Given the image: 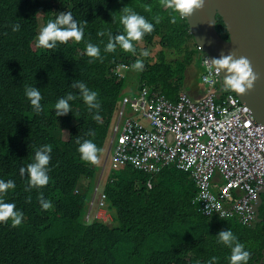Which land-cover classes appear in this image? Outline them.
Here are the masks:
<instances>
[{
    "label": "trees",
    "instance_id": "trees-1",
    "mask_svg": "<svg viewBox=\"0 0 264 264\" xmlns=\"http://www.w3.org/2000/svg\"><path fill=\"white\" fill-rule=\"evenodd\" d=\"M124 7L152 22L153 31L133 41L135 54L119 46L104 52L108 33L123 30L119 16ZM61 11H70L83 24L81 41L58 42L52 49L38 46L39 28ZM17 23L20 28L13 31ZM218 28L228 40L222 19ZM87 42L100 46L99 57L86 55ZM199 47L187 18L177 16L172 22L162 0H0V179L15 183L2 199L22 213L19 224L13 225L11 218L0 222V264H206L213 256L214 264H228L230 250L215 238L226 228L250 252L247 264H264V224L250 228L224 222L215 211L207 215L204 201L194 202L199 190L190 174L176 167L162 166L152 174L123 167L107 189L114 223L83 221L94 165L110 139V119L122 89L131 83V75L118 78L112 68L117 61L132 65L143 59L144 68L132 81L136 88L148 87L177 101ZM156 49L160 52L154 56ZM143 50L147 57L140 55ZM170 53L183 57L170 60ZM76 81L97 92L98 109H86L79 89L72 87ZM25 85L39 88L40 113L25 97ZM69 92L76 96L69 102L71 112L56 117V100ZM77 138L96 143L100 151L95 162L80 158ZM41 145L52 149L49 181L30 188L21 168L33 161ZM39 193L51 207L42 208Z\"/></svg>",
    "mask_w": 264,
    "mask_h": 264
},
{
    "label": "built area",
    "instance_id": "built-area-1",
    "mask_svg": "<svg viewBox=\"0 0 264 264\" xmlns=\"http://www.w3.org/2000/svg\"><path fill=\"white\" fill-rule=\"evenodd\" d=\"M202 64L206 91L199 98L183 95L172 102L147 92L124 98L133 113L125 107L118 113L116 156L147 172L176 165L191 174L200 190L194 201L208 202L207 215H235L251 224L264 190V126L247 103L225 89L212 60L205 56Z\"/></svg>",
    "mask_w": 264,
    "mask_h": 264
},
{
    "label": "clouds",
    "instance_id": "clouds-1",
    "mask_svg": "<svg viewBox=\"0 0 264 264\" xmlns=\"http://www.w3.org/2000/svg\"><path fill=\"white\" fill-rule=\"evenodd\" d=\"M205 0H162V4L164 7L170 9V16L171 21L175 22L177 16L180 19H184L192 14L194 9H198L203 7ZM119 24L122 25V31L119 34L113 36L111 33H108V41L104 45V52H113L117 46L121 49L132 52L135 54L136 49L133 45L134 40L141 39L146 33H150L153 31L154 25L148 19H146L143 15L137 13L133 9L129 7H124L121 9V15L119 16ZM20 25L13 24L12 30L18 31ZM98 35H104V31L98 32ZM84 36V27L82 23H79L76 19L73 18V15L70 11H61L57 14L54 19H49L47 23L43 24L37 33V45L43 47L45 49H52L56 47L57 43H65L67 41L74 40L75 42H80L82 37ZM197 42V41H196ZM203 49L199 47V54L197 55L196 59H199L202 64L203 57L209 55L202 51ZM100 46L98 44H94L92 42H87L85 45V53L89 57H99L100 56ZM140 55L142 57H147L149 52L147 50H143ZM210 58V57H209ZM211 59V58H210ZM212 63L216 67L217 71H224V75L222 78L223 85L226 90L229 91H236L238 93H243L246 90V87L250 88L252 82L255 80V73L252 70L249 60L244 57H233V55L229 52L227 54H221L217 58L211 59ZM192 66V65H191ZM203 66V73H202V82H203V75L205 73V66ZM132 68L134 70H132ZM144 68V60L143 59H136L132 65H127L122 61H117L114 68H112L111 72L118 78H127L132 75L135 71H142ZM190 68V67H189ZM189 70V69H188ZM188 72V71H187ZM142 85V84H141ZM199 85V84H198ZM72 87L79 89V94L83 99V102L86 106V109L91 112L93 109H98L100 107L97 101V92L94 90L89 89L84 82L76 81ZM186 91L185 88L183 91L180 92L179 98L183 95H189L193 99L199 98L204 95L206 91V86L203 83V90L204 93L202 95H198L195 93H191ZM126 92L123 93L121 98L120 105L117 106L115 109L114 115L117 116L119 111L125 107V110L129 114L133 113L131 105H126L124 102V98L126 96L133 99L134 97H139L144 92H147L151 95L156 94L162 97H165L168 101V97L166 95L160 94L157 91L149 89L148 87H143V89H135V94L130 95L128 90L125 89ZM234 93V92H233ZM24 95L28 99L30 105L32 106V110L35 113H40L42 111L41 99L42 95L39 88L32 86V85H25L24 87ZM76 96L69 92L65 96L58 98L54 105V115L59 117L61 115L67 114L71 112V105L70 101H73ZM251 108V107H250ZM252 110V109H251ZM115 125V124H114ZM114 129V126H113ZM112 129V133H110V139L106 146H104L103 153L99 156L97 160V153L100 149L97 147L96 143L91 139H80L77 138V151L80 153V158L84 161L88 162H95L97 163L101 161V159L109 153V156L105 158V165L102 171H96L94 175V181L90 189H93V195L90 200L87 201L85 207V213L83 221L85 224L92 223L95 220L103 221L107 224H113L115 220V211L112 209L110 202V197L108 194V186L111 183L110 181L116 180V172L122 169L125 166L132 165L135 169L137 168L131 162L121 163L120 159L116 156V150L118 138L114 136V130ZM52 149L48 145H41L36 148L33 161L29 163L26 167L21 168V173H27L28 177V185L30 188H40L46 185L49 181V168L48 164L51 159L50 153ZM102 162V161H101ZM100 162V163H101ZM109 164H111V172L107 174ZM168 167H176V165L168 166ZM164 167V168H168ZM163 168V169H164ZM178 169V168H177ZM141 170V168L139 169ZM146 173L152 174L155 172H147L145 170H141ZM190 174V173H189ZM191 177V174H190ZM192 179V177H191ZM193 180V179H192ZM194 181V180H193ZM195 183V181H194ZM196 184V183H195ZM197 186V185H196ZM15 187V183L13 180H4L0 179V222L7 221L11 218V222L13 225L19 224L21 220L22 213L19 209L16 208L15 204L12 202H6L2 199L3 195L7 192L8 189H12ZM198 188V187H197ZM199 190V188H198ZM88 190H85L87 192ZM200 191V190H199ZM264 190H261L257 196V201L254 205V212L256 214V219L251 224H246L240 220V218L236 217L235 215H228L229 218L220 219L224 222H237L243 226L254 228L256 227L257 223L264 224L263 222H259L256 213V206L259 202V195ZM88 193H90L88 191ZM39 202L44 209H48L51 207V202L45 200L43 198V194H38ZM105 201V205L102 206L101 202ZM195 202V201H194ZM263 206H264V195H263ZM261 208V218H262V209ZM55 208V207H54ZM53 208V209H54ZM210 205L205 204L203 212L209 213ZM232 208V205L229 206ZM228 209V208H227ZM229 211V209H228ZM112 212V215H110ZM230 212V211H229ZM113 218L111 222H109V218ZM264 219V218H262ZM216 243L222 244L224 247L230 250V254L228 255V264H247V261L250 257V252L245 248V245L240 242L238 237L235 233L229 229H223L216 233L215 235ZM217 257H211L206 264H214ZM196 264H201L199 260L196 261Z\"/></svg>",
    "mask_w": 264,
    "mask_h": 264
},
{
    "label": "water",
    "instance_id": "water-1",
    "mask_svg": "<svg viewBox=\"0 0 264 264\" xmlns=\"http://www.w3.org/2000/svg\"><path fill=\"white\" fill-rule=\"evenodd\" d=\"M198 45L211 59L231 53L246 57L255 80L243 93L233 92L247 103L258 123L264 126V0H205L203 7L186 17ZM219 19L226 24L229 39L219 33ZM222 78L224 71H221ZM264 191L259 195L256 213L261 218Z\"/></svg>",
    "mask_w": 264,
    "mask_h": 264
},
{
    "label": "rangeland",
    "instance_id": "rangeland-1",
    "mask_svg": "<svg viewBox=\"0 0 264 264\" xmlns=\"http://www.w3.org/2000/svg\"><path fill=\"white\" fill-rule=\"evenodd\" d=\"M160 52V49H156L155 52L153 53L154 56H156L157 53ZM183 55H178L176 53H170L169 55V59H173V60H176L177 58H182ZM132 70H134L132 68ZM202 73H203V66L201 64V61L199 59H195L193 61V64L192 66H190L187 74L185 75L186 77L184 78V83H185V90L190 92V89H192V87H197L198 84L203 86V82H202ZM133 78V79H132ZM138 78V72L135 71V73L133 75L130 76V84L124 86V88L122 89V91L126 92V90H128L129 94L130 95H133L135 94V89H136V86L137 84H134L132 83V81L136 80ZM195 85V86H194ZM111 122H110V128H109V131L110 133H112V129H113V126L114 124L116 123V116H113L112 119H110ZM68 136V134L66 135V137ZM109 156V153H107L106 155H104V157L101 159V163H97L94 165V168H96V171H102L103 170V167L105 165V158ZM111 172V164H109V168H108V172L107 174H109ZM191 178V177H190ZM94 181V179H93ZM92 195H93V189L90 191L89 193V196H88V200H90L92 198ZM115 211V210H114ZM116 213V211H115ZM110 215H112V212H110ZM113 220V218H109V222H111Z\"/></svg>",
    "mask_w": 264,
    "mask_h": 264
},
{
    "label": "crops",
    "instance_id": "crops-1",
    "mask_svg": "<svg viewBox=\"0 0 264 264\" xmlns=\"http://www.w3.org/2000/svg\"><path fill=\"white\" fill-rule=\"evenodd\" d=\"M191 93L192 94L195 93V94H198V95H202L204 93L203 86L198 85L196 88L192 87ZM179 171H182V170H179ZM182 172L189 173V172H186V171H182Z\"/></svg>",
    "mask_w": 264,
    "mask_h": 264
}]
</instances>
